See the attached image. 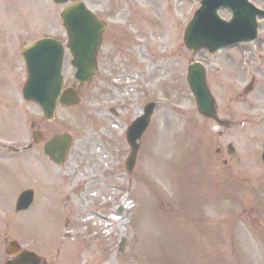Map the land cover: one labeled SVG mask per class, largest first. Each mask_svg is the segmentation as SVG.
Here are the masks:
<instances>
[{
  "label": "rangeland",
  "instance_id": "374dc122",
  "mask_svg": "<svg viewBox=\"0 0 264 264\" xmlns=\"http://www.w3.org/2000/svg\"><path fill=\"white\" fill-rule=\"evenodd\" d=\"M84 1L111 24H131L121 28L120 48L127 56L120 64L134 61L133 51L137 55L141 43L147 59L144 65L140 63L142 71L136 72L137 66L126 71L141 76L142 86L134 85L131 90L110 85L112 95L95 86V81L82 86L81 104L58 110L59 131H69L75 139L66 163L53 170L46 167L45 160L39 166L35 150L10 164L14 172L5 176L8 191L0 186L2 198L14 205L26 188L35 189L37 196L22 213L0 202V258L6 256V242L17 239L25 247L36 248L47 264H264V120L260 119L264 107V24L256 42L215 56L204 51L195 56L208 68V84L221 114L229 108L239 118L248 119L243 126L223 129L225 134L219 137L215 123L197 114L185 77L193 57L183 40L185 26L194 16L191 1ZM62 8L53 0H0V99L8 105L0 104V135L24 139L30 132L13 102L15 84L5 74V64L16 56L15 48L35 37L51 30L64 37ZM159 22L164 23L162 27ZM155 52L161 56L155 58ZM68 56L64 72L73 83L75 70ZM151 59L156 69L150 70ZM154 72L156 76L150 79L148 73L154 76ZM159 72L174 76L175 83L160 81ZM253 80V89L247 93L245 89ZM147 92L150 99L163 103L156 108L135 169L129 173L125 161L123 169L119 168L118 160L123 156L126 160L130 152L121 130L127 129L140 109L117 116L95 113V107L97 100L126 97L132 101ZM93 96L98 99L92 100ZM39 111L28 104L27 120ZM229 143L235 147L233 156L227 151ZM218 146L225 149L221 156L215 152ZM111 166L113 171L106 170ZM0 169L5 168L0 165ZM49 170L52 181L45 175ZM128 192L133 206L121 214L123 221H115L109 232L101 234L103 220L90 217L101 209L100 198L94 195L108 198ZM7 210H11L10 216L5 214ZM123 239L125 249L120 250Z\"/></svg>",
  "mask_w": 264,
  "mask_h": 264
},
{
  "label": "water",
  "instance_id": "95a60500",
  "mask_svg": "<svg viewBox=\"0 0 264 264\" xmlns=\"http://www.w3.org/2000/svg\"><path fill=\"white\" fill-rule=\"evenodd\" d=\"M57 3H64L68 0H55ZM227 2L230 1L232 5H240L243 7L235 8L234 12H236L237 17V23L234 21L225 23L224 21L220 22L219 24L217 21L209 20L211 17V14L209 13L212 7V4L209 3L205 8H201L198 13L196 14V17L194 21L191 23V25L188 28V33L186 36V41L190 49L196 51L202 46L210 47L213 51L217 49L218 46H212L210 42H204L202 40H209V41H215L217 37L222 40L226 37H236L239 39H251L252 35L250 34L251 27L256 26L255 20H256V13L258 12L257 9L253 8V6L247 1V0H238V2H233L234 0H226ZM250 7V8H249ZM257 12H255V10ZM217 7L212 9V14L215 18H217L216 14ZM62 16L64 18V24L67 26L69 35H70V45L73 49L75 55H76V62L74 63L79 68L78 78L80 82H83L90 78L92 75V69L95 68L94 64V57L92 58L91 55H85L84 53L86 51H90L91 49V43H94L95 46L98 42V38H95V34H90V29L87 28L88 23L85 21V18H87L88 13L87 9L85 8L84 4L79 2L74 5H70L66 7L63 12ZM240 18V19H239ZM239 19V20H238ZM254 22V25H253ZM91 24L98 25V22L94 19H91ZM99 32H101V29H98ZM253 36H256L257 31L252 30ZM246 34V36L243 38L242 35ZM206 36V37H205ZM101 39V37H100ZM51 43H48V40H43L38 43H35L28 47L30 49L32 54H35L36 60L32 57L30 59L29 63V81L25 88V93L29 97L38 98L41 95V89L39 87V81L42 78V72L46 68L45 66H41L43 64H50V61H52V67L47 70L48 73H52L54 75L55 69L58 71L59 69V77H58V85L59 87L63 86V75L61 73V64H62V50L59 48V50L55 53L56 49V41L50 40ZM96 45V49L98 48V44ZM52 48V49H50ZM96 51V50H95ZM95 54V53H94ZM31 56V55H30ZM51 65V64H50ZM93 65V67H92ZM40 66L42 67L43 71H41ZM190 82L193 87L194 92L196 93L198 97V103L200 105V108L202 111H204L206 114L214 115V104L209 97V91L206 83H205V75L204 72L202 75L199 74V70L196 66H191L190 68ZM53 86H56L57 83H53ZM52 87H45L43 93L44 100L42 101V104L44 105L47 112L50 111V115L53 114L55 105L57 103V98L60 96L56 91L54 97H51L52 91H50ZM208 93H207V92ZM211 100V101H210ZM61 101L65 104H72L77 101H79V97L77 95V91L73 88L67 89L62 97ZM150 115H146L144 119V124L147 125L149 121ZM142 122V120L140 121ZM140 130V124H134L132 127L131 133H130V141L133 145V152L131 155V158L129 159L128 167L131 169L134 165L135 159H136V153L138 150L139 145L136 143L135 138ZM70 140H66L64 145H61L58 141H55V143L59 144L61 147L60 154L66 149L70 142ZM52 151V149H51ZM264 158V156H263ZM31 202V194H30V200L26 202L25 199H23L19 203V208H25L27 205ZM11 246H14V244H11ZM10 248V247H9ZM41 258L36 255L34 252L25 250L21 252L19 257L15 261L8 262L7 264H41Z\"/></svg>",
  "mask_w": 264,
  "mask_h": 264
},
{
  "label": "flooded vegetation",
  "instance_id": "af4514ba",
  "mask_svg": "<svg viewBox=\"0 0 264 264\" xmlns=\"http://www.w3.org/2000/svg\"><path fill=\"white\" fill-rule=\"evenodd\" d=\"M176 3H184L186 0H174ZM257 4H260V0H253ZM100 19H104L100 17ZM186 19V17H185ZM110 26H113V29H111ZM137 26V25H136ZM138 27V26H137ZM139 31H141L140 27ZM123 34L121 33V27L119 25H110L108 22L106 23V29L104 32V39H103V45L102 49L105 48L106 52L101 53V50L99 51L98 56V64L100 69H105L110 66L114 65V60L116 59V53L119 55L120 61L123 62L124 57L127 56L122 52V49L120 48V40L122 38ZM125 36V34H124ZM108 37H111V41H115V45L113 46V49L108 52V49L111 48V41L108 40ZM16 52L21 51L20 49H14ZM117 50V51H116ZM16 56L14 58H9L8 64H5L6 72L5 74L7 76H11L13 78V82L15 86H17L23 78V72H22V58L18 53H15ZM1 71V70H0ZM230 121V120H229ZM224 121L225 124H230L232 121ZM33 130V137L34 139L40 141V144H34L36 147H40L42 150L44 148V143L48 141L53 135L57 134L59 123L57 122V119L52 121H46L44 120L43 113H41L38 116H33L30 120ZM233 124V123H232ZM57 130V131H55ZM35 134L37 136L35 137ZM219 152H222L220 149ZM4 153V156H1V154ZM10 153L7 152L5 149L0 147V165L3 166L5 169H0V178H2L4 175H6L9 172V166H6L3 163V160L9 159ZM9 211V210H7Z\"/></svg>",
  "mask_w": 264,
  "mask_h": 264
}]
</instances>
